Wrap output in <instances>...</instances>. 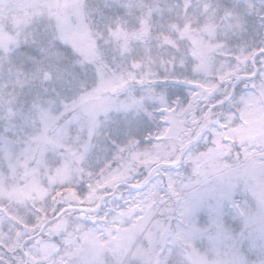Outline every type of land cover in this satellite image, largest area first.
Wrapping results in <instances>:
<instances>
[{
	"label": "snow or ice",
	"instance_id": "snow-or-ice-1",
	"mask_svg": "<svg viewBox=\"0 0 264 264\" xmlns=\"http://www.w3.org/2000/svg\"><path fill=\"white\" fill-rule=\"evenodd\" d=\"M0 264H264V0H0Z\"/></svg>",
	"mask_w": 264,
	"mask_h": 264
}]
</instances>
